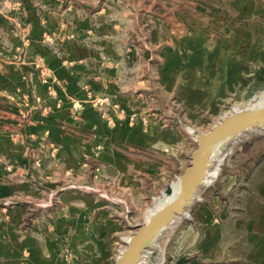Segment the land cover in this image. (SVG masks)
I'll return each mask as SVG.
<instances>
[{
    "label": "crops",
    "instance_id": "crops-1",
    "mask_svg": "<svg viewBox=\"0 0 264 264\" xmlns=\"http://www.w3.org/2000/svg\"><path fill=\"white\" fill-rule=\"evenodd\" d=\"M15 1L27 8V19L17 33ZM41 1L0 0V141L6 142L0 147L14 149L8 132L19 118L21 123L32 118L29 123L34 128L55 132L61 152L58 159L69 164L80 149L92 148L95 134L106 129L90 102L92 95L106 94L118 105L115 111L120 118L108 128L110 132L135 133L140 130L139 91L152 89V107H145L148 103L142 99V110L151 118L149 131L166 132L158 121L157 111H161L167 123L179 120L184 133L186 116L195 118L200 110L211 117V123L223 113L221 102L242 100L250 90L264 85V16L248 18L245 30L230 29L226 42L218 38L214 46H200L194 58L191 50L182 56H164L156 77L148 74L150 58L142 61L143 72L139 71V46L124 42L122 32L100 15L76 5L65 7L62 2L45 10ZM250 21L256 29L250 28ZM41 67L49 70L46 80L40 79ZM170 105L181 107L185 116L170 114ZM133 113L134 125L127 122ZM230 151L220 163L218 178L173 230L166 250L168 264H264V156L245 168L239 167L246 164L242 160L228 158ZM32 182L28 190L37 191L33 188L37 183ZM8 188L10 193L13 188ZM33 241L24 238L17 253L11 247L13 261L9 259L8 264L114 261L108 248L95 256L88 254L90 243L76 244L74 260L63 257L57 245L49 249Z\"/></svg>",
    "mask_w": 264,
    "mask_h": 264
},
{
    "label": "rangeland",
    "instance_id": "rangeland-1",
    "mask_svg": "<svg viewBox=\"0 0 264 264\" xmlns=\"http://www.w3.org/2000/svg\"><path fill=\"white\" fill-rule=\"evenodd\" d=\"M61 2L65 7L80 6L115 25L124 42L139 46V71L143 72L142 61L150 58L152 68L148 74L156 77L159 60L164 56H182L191 50L194 58L199 54L194 51L200 46H214L218 38H226V42L230 29L245 30L248 18L264 16V0H42L40 6L52 10ZM15 3L17 33L27 19V8L21 1ZM250 28L256 29V25L251 24ZM39 75L44 79L43 67ZM263 90L264 85L250 90L242 100H224L220 110L224 113L231 105H241ZM153 98L152 89L139 91L140 130L128 133L108 130L120 118L118 112L109 111L113 101L106 94L92 95V104L95 99L102 101L97 112L106 129L95 134L92 148L80 149L77 159L69 164L58 159L61 152L55 145V132L34 128L29 123L34 121L32 118L23 123L19 121L22 118L16 120L14 130L8 132L15 148L0 147V264L13 261L9 250L12 247V252L17 253L24 238L37 240L49 249L57 245L63 257L74 260L79 243H90L88 254L94 256L105 248L116 255L123 246L122 238L142 220L153 197L187 165V154L193 148L180 129L181 122L174 118L167 123L161 111H157L161 115L158 121L166 132L149 131L151 118L145 115L146 109L142 110V99L148 103L145 107H152ZM168 111L185 116L177 105H170ZM133 115L127 121L132 125L136 124ZM196 117L186 116L185 122L196 127L209 125L211 117L207 113L198 110ZM247 140L233 145L228 154V158L246 163L239 167L247 168V163L255 162L264 150L260 146L264 144V134ZM40 142L47 145L40 147ZM40 178H47L46 182L41 183ZM29 181L37 183L33 184L37 191L28 190ZM8 186L15 188L14 192L10 189L9 193ZM41 188L45 190L40 193ZM172 232L160 242L163 251L157 250L163 257L162 264L170 263L166 250Z\"/></svg>",
    "mask_w": 264,
    "mask_h": 264
},
{
    "label": "water",
    "instance_id": "water-1",
    "mask_svg": "<svg viewBox=\"0 0 264 264\" xmlns=\"http://www.w3.org/2000/svg\"><path fill=\"white\" fill-rule=\"evenodd\" d=\"M235 104L232 109L211 121L208 128L201 129L182 125L193 143L187 154V165L166 182L159 194L162 202L152 203L144 212L142 220L134 224L132 233L122 238L123 246L117 250L113 264H146L149 251L152 255L165 236L189 214L193 205L201 199V193L214 180L210 176L219 167V161L238 143L264 134V101ZM223 161V160H222ZM210 180V181H209Z\"/></svg>",
    "mask_w": 264,
    "mask_h": 264
},
{
    "label": "bare ground",
    "instance_id": "bare-ground-1",
    "mask_svg": "<svg viewBox=\"0 0 264 264\" xmlns=\"http://www.w3.org/2000/svg\"><path fill=\"white\" fill-rule=\"evenodd\" d=\"M264 101V90L261 91L260 93H256L254 94L251 99L249 100V103H261ZM222 161V160H221ZM221 161H219V164L221 163ZM219 173V167H216L212 173H211V180L217 178V175ZM210 181V180H209ZM162 202V198L161 197H155L154 199V206H158L160 203ZM157 250L163 251V249H161V245L159 243ZM158 253V254H157ZM145 260L147 261L146 264H162L163 262V257H161V254L156 251L154 255H152L151 251H149L145 257Z\"/></svg>",
    "mask_w": 264,
    "mask_h": 264
},
{
    "label": "built area",
    "instance_id": "built-area-1",
    "mask_svg": "<svg viewBox=\"0 0 264 264\" xmlns=\"http://www.w3.org/2000/svg\"><path fill=\"white\" fill-rule=\"evenodd\" d=\"M44 73H45V78H44V79L46 80V77H47L48 74H49V70H48V69H45V70H44ZM101 104H102V101H101L100 99H95L94 102H93V105H94L97 109H100L99 105H101ZM234 105H235V104L231 105L230 108L227 109V110H225V111H228V110L232 109ZM117 106H118V105H116V103H113V102H112V104H111L110 107H109V111H110V112L115 111V109L117 108ZM105 111H107V110H105ZM133 116H134V115H133ZM110 120H111V117H110ZM111 122H112V120H111ZM130 123L133 124L132 122H130ZM120 248H121V247H120ZM118 249H119V248H118ZM118 249H117V250H118Z\"/></svg>",
    "mask_w": 264,
    "mask_h": 264
},
{
    "label": "trees",
    "instance_id": "trees-1",
    "mask_svg": "<svg viewBox=\"0 0 264 264\" xmlns=\"http://www.w3.org/2000/svg\"><path fill=\"white\" fill-rule=\"evenodd\" d=\"M264 156V150L257 156L256 162H259V160Z\"/></svg>",
    "mask_w": 264,
    "mask_h": 264
}]
</instances>
